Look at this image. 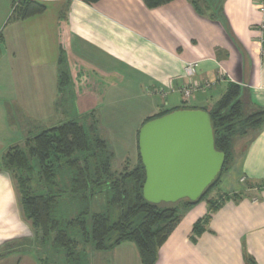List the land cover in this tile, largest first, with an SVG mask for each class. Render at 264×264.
Returning a JSON list of instances; mask_svg holds the SVG:
<instances>
[{
  "label": "crops",
  "instance_id": "1",
  "mask_svg": "<svg viewBox=\"0 0 264 264\" xmlns=\"http://www.w3.org/2000/svg\"><path fill=\"white\" fill-rule=\"evenodd\" d=\"M34 1L44 12L22 19L14 14L20 0H0V155L19 145L28 124L45 130L62 121L64 57L85 69L66 97L64 114L68 120L95 114L99 135L114 153L115 171L137 164L140 129L161 112L184 106L209 111L232 84L241 87L247 114L264 109L260 0H201L210 8L207 16L190 0L156 8L144 0ZM191 62L199 70L190 80L184 67ZM192 82L203 89L186 101L180 90ZM235 156L210 196L230 199L195 242L194 227L209 214V204L187 209L156 264H247V259L264 264V126L236 142ZM12 180L0 171L1 250L9 241L32 238ZM109 253L112 264H141L133 244ZM0 264L42 263L33 251H23L1 257Z\"/></svg>",
  "mask_w": 264,
  "mask_h": 264
},
{
  "label": "trees",
  "instance_id": "2",
  "mask_svg": "<svg viewBox=\"0 0 264 264\" xmlns=\"http://www.w3.org/2000/svg\"><path fill=\"white\" fill-rule=\"evenodd\" d=\"M82 1L96 4L101 0ZM173 1L144 0V3L156 8ZM190 1L202 16H207L210 8L204 9L201 0ZM44 10L45 6L37 1L20 0L14 14L26 19ZM240 97L241 87L232 84L208 111L216 148L226 154V161L221 174L197 202L148 203L143 195L146 171L141 156L135 166L115 171L114 153L99 135L94 113L59 123L32 135L23 144L10 147L0 156V171L8 172L16 182L22 215L32 230L35 244L65 251L63 262L52 263L47 259L40 262L89 264L87 246L91 245L95 252L108 253L130 243L137 248L141 264H156L160 248L178 227L184 212L205 201L209 214L195 225L192 237L195 242L205 232L213 213L230 199L227 195L218 199L210 196L235 160L236 142L264 126V109L245 114ZM180 109L195 108L184 106L164 111L144 124ZM247 264L256 263L247 259Z\"/></svg>",
  "mask_w": 264,
  "mask_h": 264
},
{
  "label": "water",
  "instance_id": "3",
  "mask_svg": "<svg viewBox=\"0 0 264 264\" xmlns=\"http://www.w3.org/2000/svg\"><path fill=\"white\" fill-rule=\"evenodd\" d=\"M138 144L146 171L143 195L154 205L199 201L226 161L216 148L211 114L202 109H180L147 122Z\"/></svg>",
  "mask_w": 264,
  "mask_h": 264
},
{
  "label": "rangeland",
  "instance_id": "4",
  "mask_svg": "<svg viewBox=\"0 0 264 264\" xmlns=\"http://www.w3.org/2000/svg\"><path fill=\"white\" fill-rule=\"evenodd\" d=\"M202 6L204 9L207 8V6L203 3V1H202ZM77 75L85 76L84 67L81 64H79L78 62H75L72 59L69 60V58L64 57L62 59V62H61V89H60V93H59L60 102L58 103V112L60 114V118L62 119V121L59 123H64V122L68 121L67 116H65V114H64L66 108H68V106H66V101H67L66 97H69L70 94H72V92H74L75 89H72V86H73V84H75V82L78 78ZM245 114H247V112H245ZM90 115L91 114H88L87 116H90ZM82 116L85 117V115H82ZM28 125H29V127L25 128V130L23 132H21V135H20L21 141L19 144H23V142L27 138H29L32 135L42 131V129L36 124L30 123ZM242 145L239 144L238 152H239V150L243 151L245 145H243V146ZM235 158H236V156H235ZM113 168H114V170L117 169V162H114ZM124 168H125V166L120 167L119 171H122ZM229 170L225 171V173L221 176V178L226 173H228ZM12 183L14 186V188H13L14 192H16V196L18 197L19 194H18L16 182L14 179L12 180ZM241 183H243V181H241ZM243 184L246 187H250L246 183H243ZM226 197L228 198V196H226ZM23 220H24V218H23ZM32 239L33 238H31V237H29V238L27 237L24 239H16V240L9 241V244L3 245L2 250L0 249V256L6 257L7 255H9L11 253H21L23 251L24 252L25 251H33L35 253L36 257L38 258L39 262H40V259H47L48 261H51L52 263H59L60 261L63 262L64 256H65V251H62L61 249L54 251L49 246L44 247V248L39 247L38 245L35 244L34 239L33 240ZM86 250H87L88 256H89L88 257L89 258V264H97L98 262H102L101 260L103 257L105 258V260H104L105 264H112V262H113L111 253L108 254V253H104V252H102V253L95 252L92 250L91 245L87 246ZM15 256H17V255H15ZM99 264H101V263H99Z\"/></svg>",
  "mask_w": 264,
  "mask_h": 264
},
{
  "label": "built area",
  "instance_id": "5",
  "mask_svg": "<svg viewBox=\"0 0 264 264\" xmlns=\"http://www.w3.org/2000/svg\"><path fill=\"white\" fill-rule=\"evenodd\" d=\"M259 11L261 14V22L258 27L259 36H260L259 41L260 44L262 45V55L264 56V0H260L259 2ZM184 70L187 78L191 80L198 73L199 63L198 62L187 63L184 67ZM202 89L203 87L199 83L192 82L189 86L182 88L180 92L186 101H190L194 97V95L199 91H201Z\"/></svg>",
  "mask_w": 264,
  "mask_h": 264
}]
</instances>
